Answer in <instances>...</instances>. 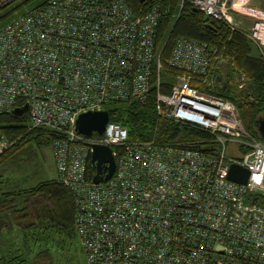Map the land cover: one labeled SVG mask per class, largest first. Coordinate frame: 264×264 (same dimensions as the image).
<instances>
[{"label": "built area", "instance_id": "1", "mask_svg": "<svg viewBox=\"0 0 264 264\" xmlns=\"http://www.w3.org/2000/svg\"><path fill=\"white\" fill-rule=\"evenodd\" d=\"M236 2L189 1L264 58V14L242 12L250 25L236 29ZM158 19L157 6L137 14L127 0H45L27 10L0 28V115L26 104L23 134L51 137L55 179L73 196L86 264H264V143L214 93L222 61L215 47L178 36L160 62ZM165 70L171 82L161 93ZM151 86L157 117L205 137L128 141L109 121L98 139L74 129L80 113L144 103ZM20 138L0 135V156ZM92 144L110 148L115 162L111 178L96 185L86 180ZM232 164L247 171L244 184L226 178Z\"/></svg>", "mask_w": 264, "mask_h": 264}, {"label": "trees", "instance_id": "2", "mask_svg": "<svg viewBox=\"0 0 264 264\" xmlns=\"http://www.w3.org/2000/svg\"><path fill=\"white\" fill-rule=\"evenodd\" d=\"M189 1L191 0H182L181 7L180 0H127V3L137 14L152 6L158 7L159 19L154 44L162 64L169 56L175 38L182 36L215 47L218 54L221 53L223 58L241 73L247 85L240 101L236 99L239 95L230 96L231 86L226 91L215 88L214 93L235 104L245 130L259 139L254 125L257 118L264 116V58L241 32L231 31L225 23L193 11ZM18 2L0 5V28L9 23V17L20 7H26L31 0ZM14 3L17 4L13 5ZM40 4L32 5L28 10ZM206 25L211 29L205 28ZM228 71L230 69L225 68L221 73L230 81ZM170 76L166 70L160 73L161 93H167ZM20 101L22 100H19L17 105ZM104 110L108 113L109 122L117 123L126 130L128 141L153 139L156 143L163 144L205 137L200 132L157 117L153 86L142 104L133 101L110 103ZM26 119V113L19 117L11 114L0 115V135L8 140L21 136L11 150L0 156V163L29 145L36 146L38 150L49 146L51 137L45 132L38 130L23 134ZM93 138L98 139L99 136L93 134ZM113 151L116 154L119 150L113 148ZM94 172V166L88 160L86 180L91 181ZM1 179L0 177V235L14 231L20 246L14 252L8 251L6 256L1 257L0 264H52L51 254L65 252L66 237L77 239L73 223L75 206L72 194L55 178L39 181L26 188L12 185L14 188L10 189L12 186H9L7 191H1ZM50 242H54L59 250H54V245ZM49 244L52 246L50 249Z\"/></svg>", "mask_w": 264, "mask_h": 264}, {"label": "rangeland", "instance_id": "3", "mask_svg": "<svg viewBox=\"0 0 264 264\" xmlns=\"http://www.w3.org/2000/svg\"><path fill=\"white\" fill-rule=\"evenodd\" d=\"M44 1L45 0H31L26 7H20L13 15H11L7 22H11L22 13L24 14V12H27L32 5L34 6L37 3L40 4ZM17 3L19 2L17 1ZM17 3H14L13 5ZM239 3L240 0H237L236 11L230 14L231 23L236 27V29L245 31L248 29L251 19L247 15L241 14L242 12L247 14L248 11H240L241 9L239 7ZM249 3V7H251L254 12L264 11V0H250ZM225 24L227 25V23ZM219 57L222 61H216L214 68L215 70L217 69L218 72H224L225 68L227 70L230 69V71L227 72V76L230 80V86L232 87L230 96L239 95L236 99L237 101H240L242 99V94L246 91V80L243 76L241 77V73L236 71L235 68H233L232 65L223 58L221 53L219 54ZM238 85H241V88H238ZM53 175H55L54 165L49 146L38 150L36 146L29 145V147L19 150L15 153V155L8 157L0 163V177L2 178L1 182L3 183L1 185V191H7L8 187L12 185H17L20 188L31 187L39 181L51 179ZM55 237L56 239L58 238L57 235ZM50 244L54 245V250H59V248L55 247L56 245L54 242H50ZM50 244L48 245L49 249L51 246ZM54 250H51V252H54ZM55 254H51L52 264H86L84 253L81 250L77 239L74 240L66 237L65 252L58 251V253ZM49 262L50 261H48V263Z\"/></svg>", "mask_w": 264, "mask_h": 264}, {"label": "water", "instance_id": "4", "mask_svg": "<svg viewBox=\"0 0 264 264\" xmlns=\"http://www.w3.org/2000/svg\"><path fill=\"white\" fill-rule=\"evenodd\" d=\"M142 2V0H140ZM193 11H197L192 8ZM205 28L211 29L206 25ZM213 84L220 90L226 91L228 89V79L217 69L214 72ZM27 105L14 108L10 114L13 116H21L26 110ZM108 122V113L106 110L86 111L77 115L74 122V129L81 135L91 136L93 133L101 135L104 126ZM259 139L264 143V116L259 117L254 125ZM90 163L94 166V175L91 178L92 184L96 185L111 178L115 169V162L110 148L100 145L92 144L90 146ZM247 171L244 168L230 165L227 171L226 178L238 184H244L247 179Z\"/></svg>", "mask_w": 264, "mask_h": 264}, {"label": "crops", "instance_id": "5", "mask_svg": "<svg viewBox=\"0 0 264 264\" xmlns=\"http://www.w3.org/2000/svg\"><path fill=\"white\" fill-rule=\"evenodd\" d=\"M250 0H240L239 7L240 11H248L250 13H257V14H264V11L254 12L251 7H249ZM257 11V10H256ZM55 173V170H54ZM55 175L51 179H54ZM49 180V179H44ZM43 181V180H42ZM14 188V186L10 187V189ZM20 243L16 237V234L14 231H12L10 234L8 232H3L0 235V258L7 255L8 251L14 252L15 249L19 248Z\"/></svg>", "mask_w": 264, "mask_h": 264}, {"label": "flooded vegetation", "instance_id": "6", "mask_svg": "<svg viewBox=\"0 0 264 264\" xmlns=\"http://www.w3.org/2000/svg\"><path fill=\"white\" fill-rule=\"evenodd\" d=\"M216 89H217V90H220V89H218L217 87H216Z\"/></svg>", "mask_w": 264, "mask_h": 264}, {"label": "bare ground", "instance_id": "7", "mask_svg": "<svg viewBox=\"0 0 264 264\" xmlns=\"http://www.w3.org/2000/svg\"><path fill=\"white\" fill-rule=\"evenodd\" d=\"M14 20V19H13Z\"/></svg>", "mask_w": 264, "mask_h": 264}]
</instances>
